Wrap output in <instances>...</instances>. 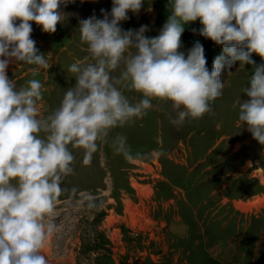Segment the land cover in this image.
I'll return each instance as SVG.
<instances>
[{"label":"clouds","instance_id":"9594fccd","mask_svg":"<svg viewBox=\"0 0 264 264\" xmlns=\"http://www.w3.org/2000/svg\"><path fill=\"white\" fill-rule=\"evenodd\" d=\"M70 2L0 0V264H49L41 250L58 228L55 205L66 191L63 178L73 171L72 149L82 148L83 163L90 164L98 141L146 116L154 98L171 102L178 110L172 123L180 125L212 110L210 102L223 94L222 72L237 62L251 65L247 99L235 103L238 121L264 145V0H168L171 11L154 36L146 34L147 24L122 27L145 0H111L110 10L101 9V16L93 14L78 25L93 62L69 66L75 85L66 89L53 112L41 117V81L17 87L7 70L15 62L36 66L33 72L50 68L31 35L33 23L54 33L57 24L67 21L64 6ZM197 20L199 34L222 46L210 68L201 41L181 50L182 34ZM253 54L261 57L260 63ZM121 65L119 76H113L111 70ZM127 82L142 93L138 101L117 87ZM111 145L129 161L164 154L156 148L134 155L123 134L113 136ZM71 192L88 209L104 205L102 196L91 191L73 187Z\"/></svg>","mask_w":264,"mask_h":264},{"label":"rangeland","instance_id":"374dc122","mask_svg":"<svg viewBox=\"0 0 264 264\" xmlns=\"http://www.w3.org/2000/svg\"><path fill=\"white\" fill-rule=\"evenodd\" d=\"M167 3L145 0L122 27L147 24L146 34L156 35L171 11ZM110 8L111 0H73L64 6L67 21L57 24L54 33L33 23L31 35L50 68L33 72L36 66L15 62L7 71L17 87L31 79L41 81V117L53 112L66 89L75 85L69 66L93 62L80 39V20ZM200 26L197 20L186 27L181 50L201 41L210 68L222 46L201 36ZM253 58L261 62L258 55ZM122 67L111 70L112 75L119 76ZM253 71L237 62L230 72H222L223 94L198 118L174 124L178 110L170 101L154 98L146 116L98 141L90 164L83 163L82 148L72 149L73 171L63 178L66 191L55 205L58 228L41 250L49 264H264V145L238 121L235 103L247 99L244 89ZM127 85L117 87L138 101L142 93ZM116 134L127 137L134 155L156 148L164 154L129 161L111 145ZM73 187L102 196L103 207L77 204Z\"/></svg>","mask_w":264,"mask_h":264}]
</instances>
